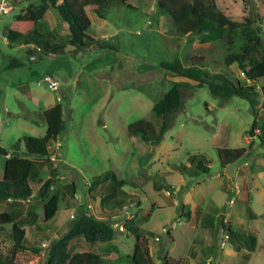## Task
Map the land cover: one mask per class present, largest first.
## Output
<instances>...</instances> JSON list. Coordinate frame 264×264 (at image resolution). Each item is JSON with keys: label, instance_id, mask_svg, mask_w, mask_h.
I'll list each match as a JSON object with an SVG mask.
<instances>
[{"label": "rangeland", "instance_id": "rangeland-1", "mask_svg": "<svg viewBox=\"0 0 264 264\" xmlns=\"http://www.w3.org/2000/svg\"><path fill=\"white\" fill-rule=\"evenodd\" d=\"M24 1L17 0L18 5L0 19V143L11 149L24 136H44L46 127L39 119L40 110L48 105L44 97L59 99L66 129L50 144L55 174L46 165L40 167L39 175L52 178L50 193L59 191L61 202L55 217L48 221L44 220L45 201L40 198L32 206L29 201H2L0 211L27 208L29 204L30 212L18 222L26 229L29 241L38 246L43 242L48 245L49 237H60L78 208L92 203V210H102L100 217L114 215L113 222L138 226L157 264H164L166 254L181 264H264V145L258 136L249 135L254 116L247 100L214 96L206 84L183 89L182 106L169 118L170 128L159 145L152 146L127 131L141 118L156 127L162 123L152 107L173 81L183 78L170 80L159 73L157 65L161 61L178 56L187 63L189 57L204 54V65L209 70H227L220 37L201 44L195 34L177 35L167 16L162 22L159 0H130L131 6L120 3L105 19L109 33L116 34L101 42L115 47L80 49L79 53L53 60L55 67L62 64V69L57 67L59 71L48 72L59 82V89L54 91L46 82L38 83L49 66L48 60L30 64L38 71L32 76L27 66L7 68L12 57H27L25 48H11L4 43V29ZM217 3L227 14L251 17L264 29V0ZM67 59L70 67L63 69ZM230 69L243 83H250L237 64ZM21 85L33 92L24 93ZM240 147L250 153L221 165L219 149ZM202 159L210 168L208 172L197 168ZM107 171L124 182L120 185L108 181L91 189L93 178ZM3 174L4 157L0 155V179ZM120 211L135 214V218L127 220ZM189 211L190 218L186 216ZM166 226L169 234L163 244ZM228 226L236 232L233 237L228 238ZM241 236L258 239L239 247ZM83 239L84 243H72V253L74 248L91 250L114 264H129L127 256L136 241L127 229H117L107 244ZM11 247L8 232H1L0 249ZM43 248L45 252L46 246ZM44 252L36 255L22 250L17 255L18 263L44 264Z\"/></svg>", "mask_w": 264, "mask_h": 264}, {"label": "trees", "instance_id": "trees-1", "mask_svg": "<svg viewBox=\"0 0 264 264\" xmlns=\"http://www.w3.org/2000/svg\"><path fill=\"white\" fill-rule=\"evenodd\" d=\"M17 0H12L15 7ZM27 1V0H26ZM131 6L129 0H31L26 6L20 8L13 21L5 30L6 38L17 45L33 43L43 51H51L54 32L47 29L43 22L45 13L53 8L63 20L69 42L76 47H85L91 39L93 14L106 19L111 9L117 4ZM158 10L167 16L173 23L177 35L195 34L201 44L212 42L219 36L224 50V64L226 71H211L204 65V54L194 55L183 63L180 57L161 61L158 66L166 70L170 80L174 77L183 79L173 81L164 95L155 102L152 111L156 118L161 119L159 127L147 119L141 118L127 127L130 136H139L152 146L159 145L170 128L169 118L176 113L183 102V89L192 90L195 87L207 85L214 96L231 98L239 96L247 100L254 116L250 136H258L264 145V29L251 17H236L227 14L218 6L217 0H159ZM217 40V39H215ZM197 42V43H198ZM114 48V46H107ZM214 48V47H213ZM212 48V49H213ZM237 64L250 83H243L230 67ZM22 65L16 58H12L8 68ZM260 88V90L258 89ZM39 119L46 127L44 136L27 135L14 143L11 149L0 143V155L4 160V174L0 179V202L29 201L33 197L43 199L44 220L55 217L59 210L61 193H50L52 178L40 177V167L47 165L49 172L55 174L53 160L50 157V144L56 140L66 129L64 109L61 103L40 111ZM253 142H250L252 145ZM23 146V149H22ZM221 165H228L237 159L249 154L245 147L222 148L218 150ZM39 162L40 166L37 164ZM199 171L208 172L210 168L205 160H199ZM116 181L113 172H105L93 178L91 189H96L102 183ZM37 186V190L35 187ZM74 189V186H69ZM118 202V200H117ZM20 216V215H19ZM14 211H0V233L8 232L12 247L7 251L0 249V264H19L18 252L29 251L36 255L44 252L42 245L29 241L26 229L18 222ZM111 218H101L93 214L88 206H80L76 215L70 222L65 233L52 239L45 248L44 264H114L94 251H70V243L78 236H83L90 243L110 242L116 235L115 222ZM190 218V211L186 213ZM125 229L135 235L134 250L127 256L129 264H157L150 251L149 241L136 225L127 224ZM228 238L236 232L228 226ZM239 247L252 241L257 242V236H241ZM233 242V240H232ZM250 244V248L254 249ZM163 245L159 251H162ZM164 264H181L167 254L162 258Z\"/></svg>", "mask_w": 264, "mask_h": 264}, {"label": "crops", "instance_id": "crops-1", "mask_svg": "<svg viewBox=\"0 0 264 264\" xmlns=\"http://www.w3.org/2000/svg\"><path fill=\"white\" fill-rule=\"evenodd\" d=\"M24 2H27V1H24ZM23 3H22V5H23ZM129 3L132 5V2L130 0H129ZM22 5H19L20 8H21ZM163 17H166V16L165 15H161V20L163 19ZM43 22L46 24L47 29H49V30L54 32V37L52 38V41H51L52 42V46H51V51L50 52L43 51L42 49H41V51H39L37 49L38 46H36L33 43H30V44H27V45L26 44H22V45L12 44L5 36V42L4 43L6 45H8L9 47L14 48L15 46H19L21 48L22 47L25 48L26 55H27L26 60H20V59H18L16 57H12V58H16V60L18 59L21 62L22 65H19L18 67H22V66L26 67L27 66L29 68V70H31L30 71V75L31 76L34 75V74H38L37 70H32V66L30 65L32 63H39V62L47 61V60L49 61L48 68L44 72L41 73L40 77L42 78L44 75L50 74L48 72L55 73V72L59 71V69L57 67H61V69H62V64H60V65H58L56 67H55V65L52 64V61L56 60L57 58H59V56H66L67 55V57H68L71 54H73V52H78L79 53L82 49H83V51H88V49H93V48H97V47H100V46H104V47L114 46L115 47V45H113V44L108 45L107 43H101L102 41H104L105 39L109 38L111 35H114L116 33L113 32V33L110 34L109 30L107 29V26H105L106 25L105 24V19L99 18L95 14H93V24H92V29H91V32H90L91 39L87 41L85 47H76V46H73V45L70 44V42H69L70 36L67 33L66 26H65L63 20L61 19V17L59 16L58 12L56 10H54L53 8H50L45 13L44 18H43ZM162 22H163V20H162ZM94 24L95 25L98 24L99 28H97V29L94 28L93 27ZM196 38H198V37L196 36ZM31 56H34L35 58L31 59L30 58ZM66 62H67L66 66L63 69L67 68V66L70 67V59H67ZM9 63H10V61H9ZM7 68H8V66H7ZM159 68L161 70V72H159V73H163V75H165L167 73L166 70L162 69L161 67H159ZM71 72L72 71L70 69V74L72 75ZM21 87L23 88L24 93L30 94V93L33 92L32 89L30 90L29 88L24 87L23 85H21ZM44 100H45L46 104H48V105H45L44 108H42L40 111L49 109V108H51V107H53V106H55V105L60 103L59 99H54V98H51V97H48V96L44 97ZM103 120H104V122L106 121L105 118H103ZM60 143H61L60 141L57 142V144H60ZM4 160H5V158H4ZM35 199H37V198L33 197L32 199L29 200V202L31 203V206L33 205V202L35 201ZM10 200H12V199H10ZM24 202L25 201H14L13 200V203H15V204H22ZM59 207H60V205H59ZM30 208L31 207H29V204H28L27 208H23V207L15 208L12 211H14L16 213V216L20 215L18 217V219H19L20 217L23 216V214H24V216L26 214H28L30 212ZM52 239H54V237L53 238L49 237V242L48 243H50V241ZM79 240H81L82 242L84 241L83 237H79V236L72 240V242L70 243V251H71L72 243L75 244V242L79 241ZM82 242H80L81 247H82V245L84 243V242L83 243ZM110 242H105V243L107 244V243H110ZM74 249H75V252H77V251L82 252L83 251V250H79V248L78 249L74 248ZM85 251H87V250H85Z\"/></svg>", "mask_w": 264, "mask_h": 264}, {"label": "built area", "instance_id": "built-area-1", "mask_svg": "<svg viewBox=\"0 0 264 264\" xmlns=\"http://www.w3.org/2000/svg\"><path fill=\"white\" fill-rule=\"evenodd\" d=\"M13 9H14V6L12 4V0H0V19L4 15L9 14ZM149 23H151V22L149 21ZM37 49L39 51H41V48L40 47H37ZM30 58L31 59H34L35 57L34 56H31ZM42 82H46L48 84V86L51 89H53L54 91H56V90L59 89V82L57 80H55L54 77L52 75H50V74L44 75L40 79L39 84L42 83ZM87 206H88L89 209H91L90 211L93 214H95L96 216L100 217L99 214L102 213V210H100L98 212H95L94 210H92L93 209L92 203L88 204ZM120 214L121 215H125L127 217V220H131V219H134L135 218V214H130L127 211H120ZM101 218H103V217H101ZM104 218H107V217H104ZM125 225H126V222L123 223V224H120L118 222H115L114 227L116 229H119L120 231H124L125 230ZM156 240L161 241V237H156ZM48 245H47V242H43L42 243V246L43 247H45V246L47 247Z\"/></svg>", "mask_w": 264, "mask_h": 264}, {"label": "water", "instance_id": "water-1", "mask_svg": "<svg viewBox=\"0 0 264 264\" xmlns=\"http://www.w3.org/2000/svg\"><path fill=\"white\" fill-rule=\"evenodd\" d=\"M168 234H169V226H166L165 227V230L163 232V236H162V242H163V244L166 242Z\"/></svg>", "mask_w": 264, "mask_h": 264}]
</instances>
